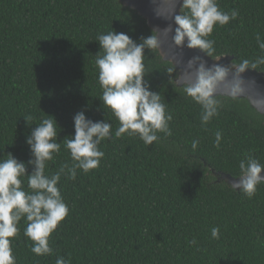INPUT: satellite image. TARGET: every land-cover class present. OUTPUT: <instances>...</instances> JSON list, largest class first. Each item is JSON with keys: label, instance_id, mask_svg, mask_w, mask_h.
Segmentation results:
<instances>
[{"label": "trees", "instance_id": "16d2710c", "mask_svg": "<svg viewBox=\"0 0 264 264\" xmlns=\"http://www.w3.org/2000/svg\"><path fill=\"white\" fill-rule=\"evenodd\" d=\"M264 73V0H186ZM120 0H0V264H264V115L178 87Z\"/></svg>", "mask_w": 264, "mask_h": 264}, {"label": "water", "instance_id": "95a60500", "mask_svg": "<svg viewBox=\"0 0 264 264\" xmlns=\"http://www.w3.org/2000/svg\"><path fill=\"white\" fill-rule=\"evenodd\" d=\"M120 1L146 20L155 34L162 59L177 71L178 87L188 86L207 99L219 96L245 99L264 115V73L234 66L232 56L213 59L196 47L181 15L186 0ZM217 175L237 191L264 182V170L239 179L223 173Z\"/></svg>", "mask_w": 264, "mask_h": 264}]
</instances>
